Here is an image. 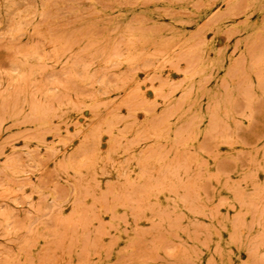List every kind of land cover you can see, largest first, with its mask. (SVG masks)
Masks as SVG:
<instances>
[{"label":"rangeland","instance_id":"374dc122","mask_svg":"<svg viewBox=\"0 0 264 264\" xmlns=\"http://www.w3.org/2000/svg\"><path fill=\"white\" fill-rule=\"evenodd\" d=\"M254 118L264 0H0V264H247L217 155Z\"/></svg>","mask_w":264,"mask_h":264},{"label":"bare ground","instance_id":"6f19581e","mask_svg":"<svg viewBox=\"0 0 264 264\" xmlns=\"http://www.w3.org/2000/svg\"><path fill=\"white\" fill-rule=\"evenodd\" d=\"M12 3H10V6ZM248 126L252 129L251 135L244 136L238 132L230 139H222L217 155V172L221 176L237 178L238 182L231 185L234 189L233 196L237 201L235 206V217L230 224V232L227 234L233 243L239 242L238 250H244L247 256V264H257L256 259L260 257L259 264H264V238L256 240V237L248 234L243 244L242 213H250L252 222L256 223L258 230L264 232V144L258 148L253 135L261 132L257 119L249 121ZM264 138V137H263ZM247 151L250 155L245 159L240 153ZM263 151L262 161L259 162L257 155ZM208 179L205 180L204 190L208 187ZM226 186V181L223 187ZM194 187H190L188 195V206H194ZM202 208V207H201ZM243 243V242H242ZM210 251V250H209Z\"/></svg>","mask_w":264,"mask_h":264}]
</instances>
